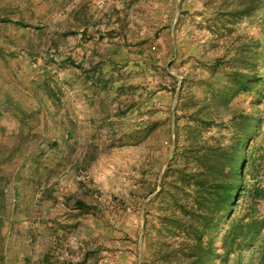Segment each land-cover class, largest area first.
<instances>
[{
    "label": "rangeland",
    "instance_id": "374dc122",
    "mask_svg": "<svg viewBox=\"0 0 264 264\" xmlns=\"http://www.w3.org/2000/svg\"><path fill=\"white\" fill-rule=\"evenodd\" d=\"M263 257L264 0H0V264Z\"/></svg>",
    "mask_w": 264,
    "mask_h": 264
},
{
    "label": "trees",
    "instance_id": "16d2710c",
    "mask_svg": "<svg viewBox=\"0 0 264 264\" xmlns=\"http://www.w3.org/2000/svg\"><path fill=\"white\" fill-rule=\"evenodd\" d=\"M243 121L245 122V128L246 130L241 131L240 134L235 138V140L232 141L230 144H219L215 149L213 147H207L204 149L206 153L200 152L199 150H202V148H197L194 150L195 155L201 157L202 161L206 162L204 171L207 172L210 175H217V181L220 180L219 186L221 189L224 191V198L222 199L223 201L229 200L233 201L234 196V188H238L239 184H235V182L232 180V178L235 175L236 168L238 167L239 163L241 162L242 159V145L244 142L248 139V134L249 130L251 129L254 120L253 119H247V116H242ZM244 160V159H243ZM216 172V173H215ZM201 174V172H198ZM259 222H252L249 225H247V230L242 231L240 230L239 233L236 231L232 232V236L230 238V247L231 250L235 248V244L238 245L237 241L239 240V237L245 236L244 238L252 239L248 237V234H250L252 231H258V226ZM237 224H234L233 228ZM237 228V226H236ZM234 247V248H233ZM199 259L202 260V256L198 255ZM197 260L193 264H200L201 261ZM179 261V260H178ZM176 261V264H181V262ZM262 264H264V257L261 260ZM184 264H192V262H185Z\"/></svg>",
    "mask_w": 264,
    "mask_h": 264
},
{
    "label": "water",
    "instance_id": "95a60500",
    "mask_svg": "<svg viewBox=\"0 0 264 264\" xmlns=\"http://www.w3.org/2000/svg\"><path fill=\"white\" fill-rule=\"evenodd\" d=\"M177 96H178V94H177ZM174 122V121H173ZM155 196V194L154 195H152L151 197H154ZM145 207V206H144ZM143 211H144V208H143ZM144 229H145V225L143 226V230H142V233L144 232Z\"/></svg>",
    "mask_w": 264,
    "mask_h": 264
}]
</instances>
